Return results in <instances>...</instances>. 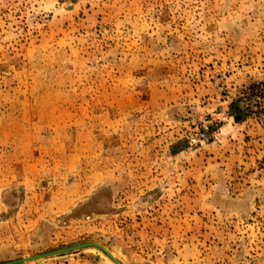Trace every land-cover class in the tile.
I'll list each match as a JSON object with an SVG mask.
<instances>
[{
  "label": "rangeland",
  "instance_id": "obj_1",
  "mask_svg": "<svg viewBox=\"0 0 264 264\" xmlns=\"http://www.w3.org/2000/svg\"><path fill=\"white\" fill-rule=\"evenodd\" d=\"M89 239L264 264V0H0V261Z\"/></svg>",
  "mask_w": 264,
  "mask_h": 264
},
{
  "label": "bare ground",
  "instance_id": "obj_2",
  "mask_svg": "<svg viewBox=\"0 0 264 264\" xmlns=\"http://www.w3.org/2000/svg\"><path fill=\"white\" fill-rule=\"evenodd\" d=\"M79 248L99 250L102 254H105V256L114 264H128V262L123 259L117 252H115L111 247H109L106 243L98 239L83 240L63 247H56L37 252L25 253L20 256L1 260L0 264H24L30 261L44 259L50 256H55L57 254L63 253L65 251H70Z\"/></svg>",
  "mask_w": 264,
  "mask_h": 264
}]
</instances>
